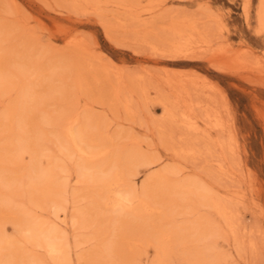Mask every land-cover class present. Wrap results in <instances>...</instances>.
I'll return each instance as SVG.
<instances>
[{"label": "rangeland", "instance_id": "obj_1", "mask_svg": "<svg viewBox=\"0 0 264 264\" xmlns=\"http://www.w3.org/2000/svg\"><path fill=\"white\" fill-rule=\"evenodd\" d=\"M260 2L0 0V75L9 80L0 94V115L13 112L2 124L16 143L27 132L18 111L25 101L33 102L27 126L39 141L37 152L23 150L20 161L8 166L6 181L0 179V198L11 202L10 212L0 216V237L14 243L3 260L16 246L14 264H57L43 248L26 243L32 215L65 236L67 264H201L190 255V244L173 234L160 252L152 235H143L132 249L117 243L119 254L110 258L118 212L102 205L96 217L85 216L78 157L64 154L58 138L71 119L83 126L91 118L99 129L90 133L103 132L125 148L162 158L157 165L136 167L139 186L166 167L180 168L178 178L191 175L212 189L228 214L201 210L214 227L209 258L215 256L218 264H264ZM28 83L33 101L26 95ZM3 135L0 157L8 151ZM57 160L65 181L60 204L33 202L31 181Z\"/></svg>", "mask_w": 264, "mask_h": 264}, {"label": "bare ground", "instance_id": "obj_2", "mask_svg": "<svg viewBox=\"0 0 264 264\" xmlns=\"http://www.w3.org/2000/svg\"><path fill=\"white\" fill-rule=\"evenodd\" d=\"M246 11L248 12V10ZM258 17L261 24H264V0L260 2ZM180 33L183 34V32ZM175 51V54L179 53V51L178 53L177 50ZM180 52L183 53L184 49L180 50ZM8 83L9 80L1 74L0 94ZM24 87H26L27 97L29 96L30 101H33L34 97L30 93L31 91H29L32 87L31 83L24 85ZM26 103L25 101L21 111H18V115L22 127L25 128L26 125L27 132H24L23 135H18L16 143L14 139H11L9 127L2 124L4 119L12 118V109H7L0 115V124L5 126L2 129V125H0V134H5L3 135L6 143L5 148L8 150L5 155L3 154L0 157V160H2L0 179H3V181H6L4 177H8L9 171L7 170L10 168L8 166L11 163H18L20 161V155L23 150L38 151L36 144L38 145L39 141L35 137L36 132H31L27 126L29 124L28 120H31L30 118L32 117L31 112L33 110H31V107H33V102L29 106ZM95 128L98 131L99 124L91 120V118L83 126H80L77 118H74L67 123L63 137L58 136V138L64 154L70 158L78 157L76 160L80 176L79 182L83 184L84 189V192L80 194L88 202L85 216L96 217L98 209L102 205H110L113 210L115 209L118 212L116 217L118 234L117 239L111 243L113 248H110L108 252L110 258L114 254L116 256L119 254L117 243L131 248L132 241L140 239L143 235L148 237L152 235L151 239L154 238L158 242L159 247L157 251L160 252L162 242L164 243L166 236L173 234L183 242L190 244V255L196 262L201 264H218L215 256L208 257L211 252L207 250V247L212 242L214 227L209 225L206 214H203L201 210L203 208L214 207L216 211L225 217L228 213L219 204V198L212 192V189L191 175V177L187 175L188 177L178 178L180 168L176 170L171 168L166 169V167L165 170L157 171L147 177L139 186L138 170L136 167L139 165H157L161 163L162 158L150 157L141 153L140 149L136 147L125 148L122 146L123 144L118 143L117 139L108 137L103 132H89V130H95ZM184 151L178 154L182 155V153L189 152L188 149ZM133 167L136 169L133 170ZM63 171L57 160L51 168L43 172L39 180L31 181L30 198L33 202L37 203L42 200L59 202L65 188V181H61L60 178ZM193 199L195 202H192ZM9 200L10 198L8 197L0 198V216L10 212L11 202ZM83 215L80 216L83 217ZM178 217H181V220H178ZM18 221L20 222V219ZM74 221L76 224L78 220ZM78 223L80 226L83 225L82 221H78ZM27 225L28 233L24 235L26 243L28 242L33 246L43 248L57 264H67L69 256L65 236L60 234L59 228L56 225L51 224L48 220H40V218L32 215H30ZM127 227L132 230H126ZM133 230H136L137 233ZM157 230L159 233H157ZM142 231L143 234L141 235ZM10 244L14 243L11 240L0 237V264H14L12 256H14V250L17 249L16 246L11 247L12 251L9 252V258L3 260L4 252L9 250ZM22 254L24 255V253ZM31 261L34 262L33 259Z\"/></svg>", "mask_w": 264, "mask_h": 264}]
</instances>
